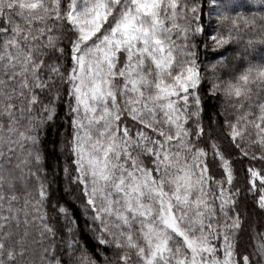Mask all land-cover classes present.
I'll use <instances>...</instances> for the list:
<instances>
[{"label":"snow or ice","instance_id":"1","mask_svg":"<svg viewBox=\"0 0 264 264\" xmlns=\"http://www.w3.org/2000/svg\"><path fill=\"white\" fill-rule=\"evenodd\" d=\"M0 264H264V0H0Z\"/></svg>","mask_w":264,"mask_h":264},{"label":"trees","instance_id":"2","mask_svg":"<svg viewBox=\"0 0 264 264\" xmlns=\"http://www.w3.org/2000/svg\"><path fill=\"white\" fill-rule=\"evenodd\" d=\"M81 226L83 227V224Z\"/></svg>","mask_w":264,"mask_h":264}]
</instances>
